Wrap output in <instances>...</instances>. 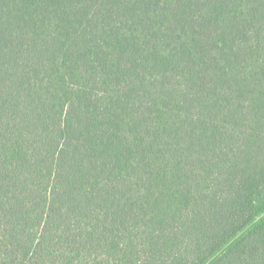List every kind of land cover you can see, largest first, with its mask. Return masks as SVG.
<instances>
[{
	"label": "trees",
	"instance_id": "16d2710c",
	"mask_svg": "<svg viewBox=\"0 0 264 264\" xmlns=\"http://www.w3.org/2000/svg\"><path fill=\"white\" fill-rule=\"evenodd\" d=\"M263 213L264 0H0V264H206Z\"/></svg>",
	"mask_w": 264,
	"mask_h": 264
},
{
	"label": "water",
	"instance_id": "95a60500",
	"mask_svg": "<svg viewBox=\"0 0 264 264\" xmlns=\"http://www.w3.org/2000/svg\"><path fill=\"white\" fill-rule=\"evenodd\" d=\"M264 217V213L261 214L252 224L247 226L244 230L238 233L232 240H230L218 253H216L206 264H209L214 258H216L221 252H223L232 242H234L238 237H240L249 227H251L255 222Z\"/></svg>",
	"mask_w": 264,
	"mask_h": 264
}]
</instances>
